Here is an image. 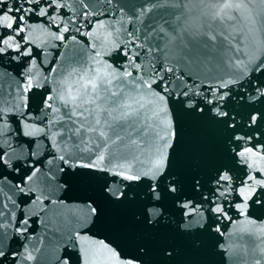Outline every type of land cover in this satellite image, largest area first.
Returning <instances> with one entry per match:
<instances>
[{
  "label": "snow or ice",
  "instance_id": "snow-or-ice-1",
  "mask_svg": "<svg viewBox=\"0 0 264 264\" xmlns=\"http://www.w3.org/2000/svg\"><path fill=\"white\" fill-rule=\"evenodd\" d=\"M105 2L111 4L113 0ZM76 3L82 9L78 20L69 19L65 23L70 15V0H15L14 7L8 0H0V5L4 6L0 10V66L5 56L13 61L23 60L21 66L28 75L19 89L22 94L31 93L30 96L22 97L20 104L4 100V94L0 93V182L11 179L10 167L12 172L21 171L20 164L10 166L6 159L10 155L8 149L11 148L8 141L14 134L28 138L30 146L36 139L42 138L52 150L51 158L32 163L21 183L15 184L20 193L19 200L7 197L12 201L13 208L19 206L18 211L11 212L16 221V236L27 240L37 227L55 223L51 209L64 204L65 195L73 187L71 182L76 181L88 188L89 182L98 172L111 177V180H104L99 194L101 200L112 207H119L125 200L135 198L129 194L130 185L140 184L144 180L149 182L137 222L151 228L158 227L162 222L177 223L173 214L165 213L161 206L162 180L170 198H173L175 211L183 217L198 215L210 219L215 216L231 220L226 211L228 206L245 216L250 215L245 211L248 207L264 206V167L258 166L259 161H264V143L258 139L253 143L255 133H230L227 140L228 159L243 165L247 171L244 178L236 183V178L231 174V164L216 169L211 178L214 187L208 189L212 193L211 199L201 191L207 189L204 177H193L192 187L200 197L197 200L181 195L183 187L179 177L168 174L169 154L177 141L176 124L170 119L171 110L167 107L170 99L178 100L184 109H190L191 112L205 116L213 114L217 121L226 122L228 129H236L240 125L236 114L230 113L221 103L228 100L235 85L241 83L239 76H221L218 80L201 84L187 73L177 75V67L184 64L191 71V65L195 63L196 46L193 45L190 51L187 45L201 35L202 27L209 30L203 33L207 45L216 39L214 35H209L213 22L223 23L227 20L244 23L238 14L241 3H234V0H196V4L189 7L186 0H149L140 6L137 21L147 13L161 8L179 5L182 9L187 8V11L182 10L179 15L173 13L172 21H164L169 25V30L163 26L150 28L143 39L136 31L124 28L125 20L122 16L115 22L105 21L96 9L89 11L91 5L88 0H76ZM31 16L44 20L41 28L48 37L44 41L45 45L55 50L72 41L90 50V54L89 51H80L74 57L65 58L58 51H53L54 59L49 62L50 66H45L44 57L48 53L40 45H36V48L30 46L34 42L24 35L26 28L31 27L28 23ZM69 23L75 25L76 34H71ZM247 23L249 31L259 32L264 39V13L248 17ZM117 24L120 26L117 27ZM85 25H88L86 34L83 33ZM120 35L125 37L122 45L119 43ZM185 37L188 38L187 42ZM150 40L155 43H150ZM98 47L104 49L108 58L100 57V52L96 50ZM158 52L160 55H157ZM177 53L183 55L171 59ZM166 62H169L168 67H165ZM33 68L39 71L34 73ZM239 71L243 75V70ZM252 73H264V57L254 65ZM17 75L23 76L24 73ZM174 81L180 83L174 84ZM248 83L253 87L247 99L264 103L261 99L264 97V78L249 79ZM244 87L241 84V88ZM240 99L245 97L241 96ZM98 101L104 106L101 107ZM33 107L37 113L43 114L44 120L40 124L31 118ZM146 107H150L160 117L159 123L163 129L158 134L155 155L149 163L141 160L131 148L136 143L133 138L135 132L145 127L141 116ZM21 108L25 111L21 112ZM98 112L103 113V120L95 114ZM21 120L25 123L21 124ZM262 120L264 114L252 110L244 119V126L252 128L261 125ZM57 160L60 162L58 166L53 163ZM45 162L49 165L47 169L38 166ZM54 168L56 171H53ZM0 192H3L2 188ZM233 194L235 200L228 202L227 198ZM222 199L224 203L220 202ZM194 200L197 201L195 204ZM204 200H207L209 207L201 211ZM0 208H8V204L0 201ZM205 211L209 213L208 217L204 216ZM3 215L5 213L0 211V216ZM104 215V206L93 198H89L82 208L71 209L72 222L79 225L84 234L89 231V219L99 222ZM68 222V217H63V223ZM5 227L0 222V231ZM122 227L121 224L117 225L119 231ZM191 227V219L179 224L180 229L188 230ZM216 231L220 232L219 227ZM81 232L69 234L72 243L65 242L64 252L57 258L58 264H75L76 259L80 260V264H143L141 257L146 255V249L139 248L122 256L117 251L118 246L113 247L104 241L96 246L95 258L90 261L89 249L81 248L77 242ZM18 255V252L0 250V264H17ZM166 255L171 257L172 252ZM24 259L32 260L34 257L28 253Z\"/></svg>",
  "mask_w": 264,
  "mask_h": 264
},
{
  "label": "water",
  "instance_id": "water-1",
  "mask_svg": "<svg viewBox=\"0 0 264 264\" xmlns=\"http://www.w3.org/2000/svg\"><path fill=\"white\" fill-rule=\"evenodd\" d=\"M148 2L149 0H113L111 4H108L105 0H88L91 5L89 11L93 8L96 9L100 13V18L105 21L115 22L122 16L125 20L124 28L136 31L141 39L150 28L163 26L169 30V25L164 21H172L173 13L179 15L182 10L187 11V8L182 9L179 5L168 9L161 8L158 11L147 13L137 21L136 15L141 12L140 6ZM8 3L15 6V0H8ZM186 3L192 7L196 4V0H186ZM234 3H241L238 14L244 23L227 20L223 23L213 22L209 35H214L216 39L209 41L207 45L204 43L206 37L203 33L209 30L207 27H202L201 35L196 36L192 43L187 45L190 51L193 49V45L196 46L195 63L191 65V71L184 64H180L177 67V75L181 72L187 73L193 80L198 79L201 84L218 80L221 76L224 78H228L230 75L239 76L241 83L235 85L232 96L221 103L230 113L236 114L240 125L236 129H228L226 122L217 121L213 114L209 113L205 116L191 112L190 109H184L178 100L170 99L167 105L171 110L170 119L176 124L177 133L176 144H173L174 149L171 155L169 154L168 174L179 177L183 187L181 195L197 198V200L200 199L199 193L192 187L195 176L205 178L207 189H201V191H204L205 196L209 199L212 198V193L208 189L214 187L211 178L216 169L231 164L233 169L231 174L236 178V183L244 178L247 169L228 159L227 140L231 132H235L237 135L255 133L256 138L253 143H256L257 139L264 143V120L261 121V125L252 128L244 126V119L250 111L258 110L264 114V103H261L260 100L252 102L247 99L249 91L253 87L248 83V80L264 78V73H252L254 65L264 57V39L259 32L249 31L247 18L264 13V2L262 0H243V2L234 0ZM70 5V15L66 18L65 23H68L69 19L78 20L82 11L76 0H70ZM3 8L4 6L0 5V10ZM113 12L118 14L106 15V13ZM28 23L31 27L26 28L24 35L34 42L30 46L36 48V45H40L48 53L44 57L45 66H50L49 62L54 59L53 51H58L65 58L74 57L80 51H89L90 54V50H85L81 45L72 41H68L63 48L53 50L49 45L44 44L48 37L46 31L41 28V25L44 24L43 18L31 16L28 18ZM68 26L71 29V34H76L75 25L69 23ZM119 26L117 24V27ZM87 31L88 25H85L83 33L86 34ZM124 39L123 35L119 36L121 45L124 43ZM187 39L185 37L186 42ZM149 42L155 43L151 40ZM160 42L162 43V41ZM108 47H114V45ZM96 50L100 52L101 58H108L103 48L98 47ZM12 55L15 53L12 52ZM157 55L160 53L158 52ZM180 55L183 53H177L176 57L171 59L178 58ZM113 58H115L114 54ZM141 60H144L143 55ZM22 64H24L23 60L13 61L5 56L2 66H0V93L4 94V100L16 104L21 103L22 97L31 95V93L22 94L19 89V85L28 75L21 66ZM168 66L169 62H166L165 67ZM239 70H243V75ZM38 71L37 68H33L34 73ZM18 73H24V75L18 76ZM33 83L35 85V80ZM179 83L180 81H174V84ZM241 84L245 87L241 88ZM241 96H244L245 99H240ZM261 99L264 100V97ZM98 104L101 107L104 106L102 102L98 101ZM20 111L24 112L25 110L21 108ZM95 114L103 120L102 112ZM31 118L37 124L44 120L43 114L37 113L35 107H33ZM159 120L160 117L156 116L150 107H146L144 115L141 116L145 127L140 132L132 130L135 132L133 138L136 143L132 144L131 148L145 163H149L155 155L158 134L163 132ZM24 123L25 121L21 120V124ZM257 128H259V132H257ZM8 142L11 144V148L8 149L10 155L6 159L10 166L20 164L21 171L12 172L10 167L11 179L0 182V188L3 189V192H0V201L8 204V208H0V211L5 213L0 216V222L6 226L3 231H0V250L18 252L17 264H58L57 258L63 254L65 242L72 243L69 234L81 232L79 225L72 222L71 209L82 208L89 198L96 199L105 208L104 217L99 222L89 219V231L87 234L81 232V236L77 237L79 246L89 249L90 261L95 258L96 246L100 241H104L111 243L113 247L118 246L117 251L122 256L126 252L139 248L146 249V255L141 257L143 264H264V206L252 205L248 207L245 211L250 214L249 216L241 215L234 207L228 206L226 211L231 220L218 219L215 216L210 219H204L198 215L191 218L183 217L175 211L172 204L173 198H170L162 180L160 183V191L163 193L161 206L165 213L173 214V219L177 223L162 222L158 227L151 228L137 222V216L144 203L142 198L148 192L149 182L144 180L140 184L130 185L129 194L135 198L125 200L119 207H112L100 198L99 192L104 180H111V177H105L102 172L96 173V177L89 182L90 187L88 188L76 181L71 182L73 187L65 195L64 204L53 206L51 209L55 223L37 227L27 240L22 236L17 237L15 233L16 221L12 218L11 212L18 211L19 206L13 208L12 201L7 197L11 196L13 200H19L20 193L16 190L15 184L21 183V179L32 163L45 160L46 157L51 158L52 150L47 147V141L42 138L36 139L35 143H31L30 146L28 138L14 134ZM4 146L7 147V145ZM53 163L58 166L60 162L57 160ZM38 166L42 169L49 167L46 162ZM258 166L264 167V161H259ZM53 171L56 169L54 168ZM233 200H235V194L227 198L228 202ZM196 202V200L193 201L194 204ZM220 202L224 203L225 201L222 199ZM207 207H209L207 200H204L201 211ZM65 216L69 220L67 224L63 223ZM204 216L208 217L209 213L205 211ZM41 218L43 219V216ZM189 219L192 220V227L188 230L180 229L179 224ZM118 224L123 226L121 231L117 228ZM210 224L211 227H209ZM89 225H85V227H89ZM201 225L203 226L201 227ZM217 227L220 229L219 233L216 231ZM169 251L172 252L171 257L166 255ZM28 253H31L34 259L25 260L24 257ZM75 264H80V260L76 259Z\"/></svg>",
  "mask_w": 264,
  "mask_h": 264
}]
</instances>
